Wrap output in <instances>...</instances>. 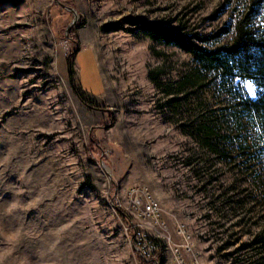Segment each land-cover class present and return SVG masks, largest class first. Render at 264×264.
I'll return each mask as SVG.
<instances>
[{
    "label": "rangeland",
    "instance_id": "1",
    "mask_svg": "<svg viewBox=\"0 0 264 264\" xmlns=\"http://www.w3.org/2000/svg\"><path fill=\"white\" fill-rule=\"evenodd\" d=\"M250 1L0 0V264H264L255 87L151 27L219 48Z\"/></svg>",
    "mask_w": 264,
    "mask_h": 264
},
{
    "label": "trees",
    "instance_id": "2",
    "mask_svg": "<svg viewBox=\"0 0 264 264\" xmlns=\"http://www.w3.org/2000/svg\"><path fill=\"white\" fill-rule=\"evenodd\" d=\"M250 2L248 14L239 22L234 39L230 44L219 48L207 50L192 40L177 36L173 30H160L154 24L151 27L158 36L166 38V41L179 43L184 50L195 56L206 70L220 69L223 74L222 80L230 78L233 80L232 78L237 75L254 85L255 96L252 98L241 96L240 110L232 111V116L238 119L245 116L251 125L260 131V139L264 144V91H261L264 89V23L257 27L255 32L249 30V25L257 12H264V0Z\"/></svg>",
    "mask_w": 264,
    "mask_h": 264
},
{
    "label": "built area",
    "instance_id": "3",
    "mask_svg": "<svg viewBox=\"0 0 264 264\" xmlns=\"http://www.w3.org/2000/svg\"><path fill=\"white\" fill-rule=\"evenodd\" d=\"M155 209H156V204L154 202H150L147 206H145L146 211H152L153 212V210H155ZM137 235H138V237L136 236V238H135L136 241L134 242V243L138 244L136 246V249L141 252V255L144 258H146L147 256L149 257L150 252L152 251V249H154V246L157 244L155 242L152 243V240L149 238L139 236L140 234H138V233H137ZM141 241L144 242L143 246H140Z\"/></svg>",
    "mask_w": 264,
    "mask_h": 264
},
{
    "label": "snow or ice",
    "instance_id": "4",
    "mask_svg": "<svg viewBox=\"0 0 264 264\" xmlns=\"http://www.w3.org/2000/svg\"><path fill=\"white\" fill-rule=\"evenodd\" d=\"M261 91H264V89H261ZM252 96H253V97L255 96V93H254V92L252 93Z\"/></svg>",
    "mask_w": 264,
    "mask_h": 264
}]
</instances>
